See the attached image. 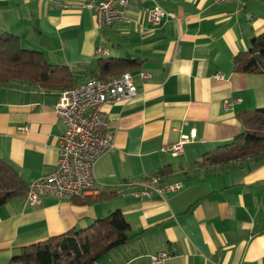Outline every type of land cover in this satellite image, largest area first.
Wrapping results in <instances>:
<instances>
[{
    "label": "crops",
    "instance_id": "crops-1",
    "mask_svg": "<svg viewBox=\"0 0 264 264\" xmlns=\"http://www.w3.org/2000/svg\"><path fill=\"white\" fill-rule=\"evenodd\" d=\"M83 1L0 0V29L48 63L69 66L76 84L95 78L101 58L142 60L129 71L137 95L105 106L113 147L96 160V191L88 196L112 194L1 205L0 264L21 246L84 229L116 209L132 237L91 264H152L162 251L169 254L162 264H264V157L208 169L195 164L242 131L238 112L264 107V74L233 69L234 56L264 32V0H156L174 14L157 23L132 0L126 20L103 28ZM60 90L0 85V158L28 185L55 167L64 127L54 110ZM192 132L172 155L170 147ZM165 165L182 187L139 194L140 183Z\"/></svg>",
    "mask_w": 264,
    "mask_h": 264
},
{
    "label": "trees",
    "instance_id": "trees-1",
    "mask_svg": "<svg viewBox=\"0 0 264 264\" xmlns=\"http://www.w3.org/2000/svg\"><path fill=\"white\" fill-rule=\"evenodd\" d=\"M256 53L260 55L261 62ZM233 64L235 72L264 74V32L252 39L248 50L234 56ZM141 65L142 60L138 58H101L93 74L96 79H109L139 70ZM12 82L63 89L74 86L76 79L69 66L48 63L41 52L22 47L16 35L0 29V85ZM236 116L242 131L230 142L202 154L195 162L197 167L208 169L264 157V107L240 111ZM172 173V167L165 165L152 175L159 176L164 183L171 181ZM28 188L29 185L13 166L0 158V206L24 197ZM111 194L101 193L73 200L90 202L108 198ZM131 237L129 222L121 210L116 209L84 229H69L19 247L9 264H91L100 256L127 244Z\"/></svg>",
    "mask_w": 264,
    "mask_h": 264
},
{
    "label": "built area",
    "instance_id": "built-area-1",
    "mask_svg": "<svg viewBox=\"0 0 264 264\" xmlns=\"http://www.w3.org/2000/svg\"><path fill=\"white\" fill-rule=\"evenodd\" d=\"M132 0H84L82 7L93 12L99 28L126 20V8ZM141 10L152 22L174 17L156 0H135ZM217 3H234L241 0H213ZM141 79L150 77V73L139 71ZM137 95L132 74L122 73L109 79L92 78L59 91L54 105L55 113L63 124L58 136V156L54 169L29 184L24 196L27 204L37 203L42 195L58 199L72 200L88 196L96 191L93 168L96 160L113 147V129L111 128L105 106L113 102ZM227 105V103L225 104ZM25 129L26 126H22ZM195 137L194 132L182 135L170 147L176 156L183 151L184 145ZM133 184L132 182L128 183ZM139 194L149 197L164 190L176 191L182 187L180 180L162 183L159 176L152 175L140 183ZM167 252L152 255V264H162Z\"/></svg>",
    "mask_w": 264,
    "mask_h": 264
},
{
    "label": "water",
    "instance_id": "water-1",
    "mask_svg": "<svg viewBox=\"0 0 264 264\" xmlns=\"http://www.w3.org/2000/svg\"><path fill=\"white\" fill-rule=\"evenodd\" d=\"M256 58L258 59V61L261 62V58H260V55L258 53L255 54Z\"/></svg>",
    "mask_w": 264,
    "mask_h": 264
},
{
    "label": "rangeland",
    "instance_id": "rangeland-1",
    "mask_svg": "<svg viewBox=\"0 0 264 264\" xmlns=\"http://www.w3.org/2000/svg\"><path fill=\"white\" fill-rule=\"evenodd\" d=\"M180 159H182V158L173 159V162L180 161Z\"/></svg>",
    "mask_w": 264,
    "mask_h": 264
}]
</instances>
